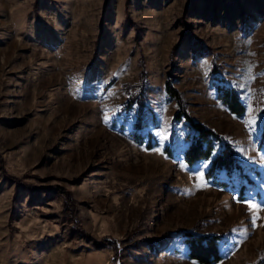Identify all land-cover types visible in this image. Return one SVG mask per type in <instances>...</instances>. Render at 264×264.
Masks as SVG:
<instances>
[{"label": "rangeland", "instance_id": "1", "mask_svg": "<svg viewBox=\"0 0 264 264\" xmlns=\"http://www.w3.org/2000/svg\"><path fill=\"white\" fill-rule=\"evenodd\" d=\"M167 82L233 150L223 186ZM0 159V264H197L183 233L264 262V0H0Z\"/></svg>", "mask_w": 264, "mask_h": 264}, {"label": "trees", "instance_id": "2", "mask_svg": "<svg viewBox=\"0 0 264 264\" xmlns=\"http://www.w3.org/2000/svg\"><path fill=\"white\" fill-rule=\"evenodd\" d=\"M165 93L176 103L177 113L173 119L183 120L186 122L191 130V136L186 137L188 142L187 147L182 153V160L185 165L191 166L196 164L199 161L210 160L209 166L205 172V176L214 182L217 186H223V183L214 179V176L219 171H224L226 174L231 173L232 171L238 170V165L236 161V156L231 149V147L226 143H221L219 150L215 155L211 156L215 143H218L220 140L218 136L213 133L211 130L204 128L200 124L191 120L188 116L184 103L181 100V97L176 90L170 86L167 82L165 83ZM139 102L138 106L142 108V92L138 94ZM137 97V96H134ZM216 99L218 102L233 116L240 117L244 113V107L241 103L238 94L231 87L226 86H217L216 87ZM133 100L129 99L127 104L129 105ZM141 129L139 120L134 122V132L132 134V139L135 143L141 144L142 138L139 133ZM146 147L150 148V142L147 141ZM1 162V159H0ZM1 165V163H0ZM3 179L8 182H12L14 186H24L25 184L20 182L18 179H14L2 171ZM246 179V177H244ZM26 188L29 186L26 185ZM64 195L66 203H69V194L67 191L60 190ZM242 191L240 190V193ZM241 197V195H239ZM77 232L81 233L83 236L85 234L82 230ZM182 243L185 245L186 252L185 255L187 259L194 261L197 264H216L221 260V254L218 247L219 237L215 235L210 236H201L193 235L190 233H183ZM87 238V236L85 237ZM109 243L112 245L115 254H117V246L115 241L109 240ZM146 244L151 247L153 242L147 241ZM262 260L257 259L251 264H263Z\"/></svg>", "mask_w": 264, "mask_h": 264}]
</instances>
